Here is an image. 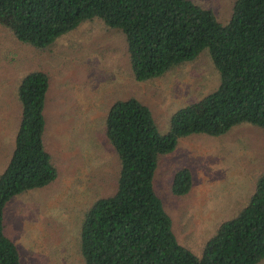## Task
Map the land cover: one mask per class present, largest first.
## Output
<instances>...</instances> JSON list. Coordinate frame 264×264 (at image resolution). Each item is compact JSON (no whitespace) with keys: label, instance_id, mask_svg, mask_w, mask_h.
Wrapping results in <instances>:
<instances>
[{"label":"trees","instance_id":"obj_1","mask_svg":"<svg viewBox=\"0 0 264 264\" xmlns=\"http://www.w3.org/2000/svg\"><path fill=\"white\" fill-rule=\"evenodd\" d=\"M14 22L16 41L45 51L61 36L97 19L125 37L132 78L144 83L207 51L218 86L176 110L161 134L149 107L134 97L112 103L104 135L119 165L113 194L97 199L79 229L83 264H259L264 260V172L233 217L221 222L200 254L182 245L154 187L159 158L178 142L220 137L240 125L264 131V0H234L229 20L190 0H0V17ZM48 75L21 78L20 116L9 161L0 174V264H23L5 234L4 212L15 197L45 188L57 170L44 143ZM192 173L181 168L170 190L183 197Z\"/></svg>","mask_w":264,"mask_h":264},{"label":"rangeland","instance_id":"obj_2","mask_svg":"<svg viewBox=\"0 0 264 264\" xmlns=\"http://www.w3.org/2000/svg\"><path fill=\"white\" fill-rule=\"evenodd\" d=\"M190 1L213 11L223 24L234 2ZM13 26L8 15L0 17V174L11 156L19 122L17 85L23 76L39 70L50 79L44 143L58 175L47 187L6 205L5 234L17 245L23 264H83L78 247L83 215L97 199L114 193L119 171L104 135L109 107L134 97L150 108L163 134L172 113L211 93L219 75L203 51L161 78L137 83L125 37L97 19L42 52L16 41ZM181 168L191 171L192 188L175 197L170 185ZM263 172L264 131L244 124L220 137L199 134L180 139L173 153L159 158L154 187L178 241L200 254L218 225L246 204Z\"/></svg>","mask_w":264,"mask_h":264},{"label":"crops","instance_id":"obj_3","mask_svg":"<svg viewBox=\"0 0 264 264\" xmlns=\"http://www.w3.org/2000/svg\"><path fill=\"white\" fill-rule=\"evenodd\" d=\"M16 133V132H15ZM14 137H15V134H14ZM13 144H14V138H13V143H12V148H11V150H10V154H11V152H12V150H13ZM10 154H9V156H10ZM8 156V157H9ZM7 161H8V159H7ZM2 173V172H1Z\"/></svg>","mask_w":264,"mask_h":264}]
</instances>
